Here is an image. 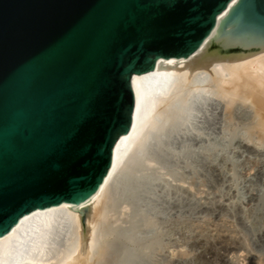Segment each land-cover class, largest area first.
Listing matches in <instances>:
<instances>
[{
  "label": "water",
  "instance_id": "obj_1",
  "mask_svg": "<svg viewBox=\"0 0 264 264\" xmlns=\"http://www.w3.org/2000/svg\"><path fill=\"white\" fill-rule=\"evenodd\" d=\"M231 1L0 0V235L97 191L131 126L132 76L194 53ZM262 51L264 0H242L194 65L166 68L216 80L221 62L244 79Z\"/></svg>",
  "mask_w": 264,
  "mask_h": 264
},
{
  "label": "rangeland",
  "instance_id": "obj_2",
  "mask_svg": "<svg viewBox=\"0 0 264 264\" xmlns=\"http://www.w3.org/2000/svg\"><path fill=\"white\" fill-rule=\"evenodd\" d=\"M212 96L145 156L155 181L120 201L97 264H264V142L247 134L249 105L229 114Z\"/></svg>",
  "mask_w": 264,
  "mask_h": 264
},
{
  "label": "bare ground",
  "instance_id": "obj_3",
  "mask_svg": "<svg viewBox=\"0 0 264 264\" xmlns=\"http://www.w3.org/2000/svg\"><path fill=\"white\" fill-rule=\"evenodd\" d=\"M241 2L229 3L194 53L159 58L152 70L132 76L135 106L131 126L118 138L112 163L97 191L80 202H62L21 217L9 232L0 235V264H88L89 258L97 264L95 255L103 254L108 243L102 233L112 224L120 201L136 198L141 184L155 181L145 174L147 155L156 151L171 134L168 132L189 127L196 110L212 95L225 101L229 114L239 102L249 105L254 121L247 123V134L251 140L264 142V51L240 61L246 71L244 79L221 62L209 67L220 74L216 80L202 69L187 74L166 68V63L184 68L194 65L199 52L211 43L217 24L226 21ZM94 242L98 249L92 255L89 247ZM179 260L181 264L190 262Z\"/></svg>",
  "mask_w": 264,
  "mask_h": 264
}]
</instances>
